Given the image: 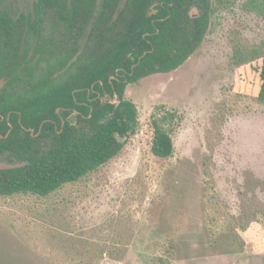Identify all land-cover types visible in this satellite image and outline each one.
Masks as SVG:
<instances>
[{"label":"rangeland","instance_id":"1","mask_svg":"<svg viewBox=\"0 0 264 264\" xmlns=\"http://www.w3.org/2000/svg\"><path fill=\"white\" fill-rule=\"evenodd\" d=\"M210 7L178 68L126 87L139 124L116 157L47 197L0 196V264H264V103L233 91L264 56V0Z\"/></svg>","mask_w":264,"mask_h":264},{"label":"trees","instance_id":"2","mask_svg":"<svg viewBox=\"0 0 264 264\" xmlns=\"http://www.w3.org/2000/svg\"><path fill=\"white\" fill-rule=\"evenodd\" d=\"M69 2L66 9L63 0H38L42 5L34 11L38 40L34 55L23 67L15 62L14 34L0 40V162L23 164L0 169L1 197H47L116 157L126 139L136 133L139 120L135 104L124 98L126 83L115 84L116 106H101L97 93H103V86L108 89V72L134 53L133 47L140 45L141 34L146 31L151 33L150 42L140 48L148 52L141 56L128 83L175 70L199 45L211 12L210 1L204 0L201 15L190 20L182 8L185 1L177 0L170 8L171 15L155 29L145 17L152 0H100L96 16L92 14L96 0ZM0 19L6 16L0 15ZM46 27L52 36L45 35ZM84 27L85 42L79 47L76 40ZM28 32L22 35L24 44ZM46 44L49 47L45 48ZM108 90L110 94L113 91ZM233 91L264 103V56L236 69ZM75 111L78 125L84 127L65 123L62 128L60 116ZM45 120L56 121L57 130L44 124ZM161 123L152 121L150 150L166 160L174 147L170 132ZM41 124L54 132L45 143L41 142L44 128L37 137L26 130L33 129L36 134Z\"/></svg>","mask_w":264,"mask_h":264},{"label":"flooded vegetation","instance_id":"3","mask_svg":"<svg viewBox=\"0 0 264 264\" xmlns=\"http://www.w3.org/2000/svg\"><path fill=\"white\" fill-rule=\"evenodd\" d=\"M65 1V8L67 9L69 5V0H63ZM158 1V5H155L151 11L155 10V14L151 15L150 17H146V11H145V17L147 19H150V24L153 28L156 27L157 24L162 23L166 17H169L171 15V9L173 8V5L177 3V0H169V3H166L167 0H162L160 2L159 0H152ZM174 1V2H173ZM185 1L186 4L190 3L187 7L186 4H183L182 8L184 9V14L188 16L190 20H192L195 17H198L201 15L204 5V0H181ZM210 1V0H209ZM27 2V1H26ZM150 2V4L152 3ZM166 3V4H165ZM26 8L22 9L19 6L18 0H0V15L6 16V19H0V40L4 41L10 37L13 36L15 38V45L13 47V54L15 57V62L20 64L19 67H23L27 62H29L30 58L34 55V50L36 48L37 40H38V32L39 27H35L34 24L38 23V19L35 17V8L39 9L42 5L38 4V0H33L30 3H25ZM148 5V7L150 6ZM147 7V8H148ZM100 10V3L98 6V9L96 10V2L94 4V9L92 14L96 16L99 14ZM147 10V9H146ZM93 16V19H94ZM92 19V20H93ZM32 26V27H31ZM88 27V25H87ZM85 28V27H84ZM50 28H45V35L47 33L51 34ZM156 29V28H155ZM29 30L28 35L26 36V42L25 44L22 43V35L26 33V31ZM34 32H33V31ZM32 31V32H30ZM86 28L84 29V32L77 38L76 43H78L79 47L83 45L85 42V36H86ZM158 32V30H157ZM30 33V34H29ZM44 35V36H45ZM151 33L149 31L144 32L141 34V48L148 47L147 44H149V36ZM19 39V41L17 40ZM139 42V41H138ZM144 43L146 45H144ZM140 45H136L133 47V52L130 53L128 56L124 58V60L120 63V66L117 67L115 70H110L108 72L109 75V86L108 89L113 90L112 93H108L109 90L106 87H102L103 93H97V97L99 98L101 106H105L106 103L116 106L119 103L118 96L116 93H114L115 90V84H121L126 83L124 87V98H125V89L128 85L133 83H128V77L132 75L133 70L137 64H139L141 56L146 54L148 52L147 50H142L140 48ZM49 47V44H46L45 48ZM9 49V48H7ZM5 49V50H7ZM4 50H2L3 52ZM143 53V54H142ZM129 59V63L127 64V60ZM103 95V96H102ZM57 113H60V110H57ZM78 112H72L67 114L65 117L60 116L61 121V127L63 128L65 123L69 124L70 126H74L76 128L84 127V124L78 125V119L76 118ZM91 115L88 116V118ZM44 124H50L53 126V129L57 130V124L54 120H45ZM44 124H41L39 127L38 133H34L33 129H26L33 137H37L40 135L44 128ZM51 127L44 128L45 135L42 137L41 142L45 143L47 139L51 138L53 135V131H50ZM87 125H85V130H87Z\"/></svg>","mask_w":264,"mask_h":264},{"label":"water","instance_id":"4","mask_svg":"<svg viewBox=\"0 0 264 264\" xmlns=\"http://www.w3.org/2000/svg\"><path fill=\"white\" fill-rule=\"evenodd\" d=\"M158 5V1H153L150 6L146 10V17H150L151 15L155 14V10L151 11V9L155 6ZM23 164L19 163H6V162H0V169H14L22 166Z\"/></svg>","mask_w":264,"mask_h":264}]
</instances>
